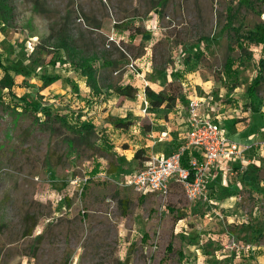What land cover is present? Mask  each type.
<instances>
[{
  "label": "rangeland",
  "instance_id": "obj_1",
  "mask_svg": "<svg viewBox=\"0 0 264 264\" xmlns=\"http://www.w3.org/2000/svg\"><path fill=\"white\" fill-rule=\"evenodd\" d=\"M9 3L11 17L0 20V61L14 81L11 92L0 88V264H264V55L260 46L240 51L224 27L230 7L241 32L264 23V4ZM61 39L94 60L99 94L59 50ZM44 74L60 80L43 87ZM126 85L136 89L132 98L114 91ZM145 87L175 105L199 99L200 113L246 147L215 168L212 186L205 180V198L189 199L178 184L158 196L125 186L148 158L177 144L175 105L151 110V123ZM80 124L94 131H77ZM168 127L169 140L155 142Z\"/></svg>",
  "mask_w": 264,
  "mask_h": 264
},
{
  "label": "built area",
  "instance_id": "obj_2",
  "mask_svg": "<svg viewBox=\"0 0 264 264\" xmlns=\"http://www.w3.org/2000/svg\"><path fill=\"white\" fill-rule=\"evenodd\" d=\"M200 110L201 101L191 99L187 106L186 144L169 155L148 158L124 178L125 186L141 195L158 196L166 194L172 184H178L189 199L206 197L203 187L210 169L221 160L242 158L246 147L223 135L219 121L201 114ZM189 147L198 152L186 158Z\"/></svg>",
  "mask_w": 264,
  "mask_h": 264
},
{
  "label": "trees",
  "instance_id": "obj_3",
  "mask_svg": "<svg viewBox=\"0 0 264 264\" xmlns=\"http://www.w3.org/2000/svg\"><path fill=\"white\" fill-rule=\"evenodd\" d=\"M262 4H264V0H258ZM13 8L9 3V0H0V20L2 23H6L8 19L11 17ZM235 12L232 10V8L227 9V15H226V21L224 24L225 29L228 32H231L232 35L229 37L234 40L235 46L239 48L240 51H243L250 45L254 46H260L262 55H264V23L255 25L251 30L246 32H241L239 28L233 27ZM58 48L59 50H62L65 52V55H67V59L74 63L75 67L79 70V74L81 77L85 78V84L88 86L93 94H99L100 93V87L98 85V81L96 78V68L94 66V60H90L89 58H85L82 55H80L77 51V49L73 46H71L66 39H61L58 41ZM233 46H228V51H232ZM60 63L64 64L65 60H58ZM232 61L228 58L225 64V70L227 72H230L232 68ZM0 71L3 72V76L0 79V88L1 89H7L9 92L12 91V87L14 84L13 78L10 76L8 68H6L0 61ZM264 73V57L260 58L258 61V75ZM40 80L42 82L43 87L50 86L51 84H54L60 80V77L58 75H41ZM253 83H256V79ZM248 89H251L249 87ZM115 93L118 96L126 97V98H132L135 93L136 89L132 86L126 85V86H119L114 89ZM144 95L146 98V101L149 105L150 110H156L159 109L161 106H164L168 109L172 108L175 104V98L172 96H167L163 92H154L150 88L145 87L144 88ZM23 102H25V98H21ZM28 105V104H27ZM29 106L36 110V107L34 105ZM45 121L49 122L51 121V116L46 112L44 115ZM59 121L62 125H64L66 128L68 127L66 124V121L63 118H59ZM117 128H127L128 122L122 120V119H116L115 124ZM69 128V127H68ZM77 131H84L86 133H89L91 131H94V128L90 124H80L79 129ZM142 151H138L135 154V159L140 158V154ZM98 166H96L92 170V174H96ZM167 251H171L170 245L167 246Z\"/></svg>",
  "mask_w": 264,
  "mask_h": 264
},
{
  "label": "crops",
  "instance_id": "obj_4",
  "mask_svg": "<svg viewBox=\"0 0 264 264\" xmlns=\"http://www.w3.org/2000/svg\"><path fill=\"white\" fill-rule=\"evenodd\" d=\"M175 108H176L175 115L176 116L178 115V118H180V122H179L180 127L178 128V131L176 132V134H177V136H176V138H177V144H176V146L174 148H172V150H170L168 152L159 153L158 155H169L170 153H172L173 151H175L178 147L183 146V144L185 143L187 103H186V105H183V104L177 102L176 105H175ZM147 112H149L148 115H147ZM147 112L145 113V115L148 117V119L150 120L151 123L153 121H157V120H155L153 118L154 117V112L153 111H151L149 109V111H147ZM206 115L208 116L207 113H206ZM215 118L217 119V117H215ZM219 123H220V126H221L222 122L219 121ZM170 131L171 130L168 127L166 131H163V132L159 133L157 135L158 138L155 139V142L161 143V142H164V140L165 141L166 140H169V138H170V135H169ZM133 133H136V132L134 131ZM144 133L146 134L147 139H149L151 137V134H154L153 132H149V131L144 132ZM222 134L225 135L226 137H228V135L226 134L225 131H222ZM231 140H233V139H231ZM197 152H198V150L196 148H189L188 151H187V153H186V158L189 157L188 155L194 156L195 154H197ZM222 163H227V161L221 160L218 164H216L213 168L210 169V171L208 173V177L206 179L207 181H211V183H209V186H212L213 185V182L212 181H213L214 175L212 174V172L215 170L216 167H218L219 164H222ZM147 196H154V195H147Z\"/></svg>",
  "mask_w": 264,
  "mask_h": 264
}]
</instances>
